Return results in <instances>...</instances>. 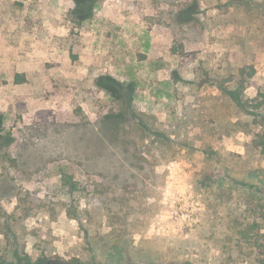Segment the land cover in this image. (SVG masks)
<instances>
[{
  "label": "rangeland",
  "instance_id": "374dc122",
  "mask_svg": "<svg viewBox=\"0 0 264 264\" xmlns=\"http://www.w3.org/2000/svg\"><path fill=\"white\" fill-rule=\"evenodd\" d=\"M194 3L193 22L180 24L175 15ZM228 3L97 0L78 22L75 0H0L9 137L0 151V255L19 249L84 264L248 259L233 222L251 202L248 187L264 195V151L251 145L264 128L198 86L205 71L215 81L253 65L245 96L264 91L262 12ZM17 71L26 83H13ZM103 76L134 86L127 146L104 120L120 105L96 86ZM139 118L148 133L136 128Z\"/></svg>",
  "mask_w": 264,
  "mask_h": 264
},
{
  "label": "trees",
  "instance_id": "16d2710c",
  "mask_svg": "<svg viewBox=\"0 0 264 264\" xmlns=\"http://www.w3.org/2000/svg\"><path fill=\"white\" fill-rule=\"evenodd\" d=\"M228 5H232V8H243L247 12L253 10L254 12H262L264 18V0H228ZM97 0H75V9L72 11L78 22L89 20L91 18L92 10ZM197 11V4H190L185 9L179 11L175 15L177 21L181 23L193 22ZM245 11V12H246ZM256 74V70L253 65H246L237 69L236 73L230 74L227 79H212L209 77L208 72H204L203 81L198 86L209 85L213 87L217 94H219L227 104H230L237 112L253 117L254 120H258L260 125L264 128V91H259L257 96L252 99H248L245 96V91L250 87L249 82ZM210 81V82H208ZM13 83L15 85L26 83L25 76L21 74H15ZM95 84L98 88H101L108 92L111 98L119 103L120 110L115 115H108L104 118L105 122L112 120L113 128L110 130L111 136L114 142H120L122 145L130 144L129 137L133 135L132 130H125L123 124L127 119L135 117L132 113V103L134 86L133 84L125 85L116 81L111 76L99 77ZM2 114H0V151L9 145V137L2 134ZM126 121V122H125ZM239 122V121H238ZM238 122L235 125H238ZM142 119H138L136 128L141 131L142 134H146L147 128L143 124ZM247 126V125H246ZM148 133V132H147ZM144 136V135H142ZM251 145L254 149L261 148L264 151V131L261 135H251ZM162 135H159L157 140H161ZM135 157V153H132ZM264 173V171H263ZM253 176H257L254 173ZM62 180L64 185H68L70 192L75 189V185L72 182L71 177L64 176ZM230 187H228L229 194ZM249 191V192H248ZM247 193L251 198V202L246 205L243 217L240 219L235 217L234 226H236L235 235L239 238V248L242 249L244 245L248 246V252L246 253L247 260L241 261L240 264H264V195H257L252 193L251 188L248 187ZM253 201V202H252ZM248 200L244 201V203ZM73 218L75 214L72 213ZM0 264H84L81 261H63L53 263L49 258L40 257L37 259L31 258L30 255L21 252L19 249H11L8 251L7 256L0 255ZM123 264H131L125 262ZM224 264H233L232 261L226 259Z\"/></svg>",
  "mask_w": 264,
  "mask_h": 264
},
{
  "label": "crops",
  "instance_id": "0c3cea01",
  "mask_svg": "<svg viewBox=\"0 0 264 264\" xmlns=\"http://www.w3.org/2000/svg\"><path fill=\"white\" fill-rule=\"evenodd\" d=\"M16 74H20V71H17Z\"/></svg>",
  "mask_w": 264,
  "mask_h": 264
}]
</instances>
